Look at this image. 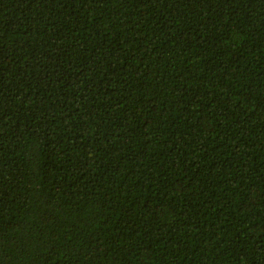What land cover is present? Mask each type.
Segmentation results:
<instances>
[{
  "label": "trees",
  "instance_id": "trees-1",
  "mask_svg": "<svg viewBox=\"0 0 264 264\" xmlns=\"http://www.w3.org/2000/svg\"><path fill=\"white\" fill-rule=\"evenodd\" d=\"M0 264H264V0H0Z\"/></svg>",
  "mask_w": 264,
  "mask_h": 264
}]
</instances>
